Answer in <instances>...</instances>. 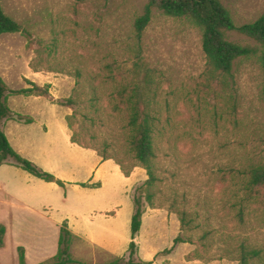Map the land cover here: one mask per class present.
Returning <instances> with one entry per match:
<instances>
[{"label":"rangeland","instance_id":"374dc122","mask_svg":"<svg viewBox=\"0 0 264 264\" xmlns=\"http://www.w3.org/2000/svg\"><path fill=\"white\" fill-rule=\"evenodd\" d=\"M1 1L23 27L0 42L8 77L16 78V68L21 76L38 72L52 102L37 117L49 123L53 155L44 166L28 159L68 182L98 184H81L76 193H69V183L57 187L50 212L86 227L90 221L106 225V213L116 221L115 237L87 229L94 243L76 238L72 256L90 264L128 261L134 198L142 195L136 260L240 264L241 247L247 245L261 251L258 263L264 264V185L247 189L251 168L264 166V75L259 61L238 59L229 86L222 89L207 72L202 33L190 20L155 10L138 36L135 20L147 0ZM221 1L239 23L264 11V0ZM229 37L249 41L234 32ZM140 48L157 89L149 96L158 123L153 167L158 179L148 190V170L130 149L129 110L117 96L137 76ZM64 117L76 139L113 157L133 177L113 175L110 165L101 166L96 156L72 144L70 131L55 125ZM78 201L92 203L82 216L70 209ZM178 236L184 242L175 243ZM7 250L8 264H17V252Z\"/></svg>","mask_w":264,"mask_h":264},{"label":"trees","instance_id":"16d2710c","mask_svg":"<svg viewBox=\"0 0 264 264\" xmlns=\"http://www.w3.org/2000/svg\"><path fill=\"white\" fill-rule=\"evenodd\" d=\"M155 10H160L164 14L190 20L202 33V47L207 59V72L211 77L217 79L222 89L229 86L230 78L234 76V65L241 58H256L263 70L264 75V11L255 19L246 23L236 21L232 11L228 9L221 0H147L144 12L135 20V30L139 37L143 35L144 30L150 24L154 17ZM21 23L9 15L3 8L0 0V36L5 33L22 32ZM236 33L249 41H237L229 37V33ZM252 41V42H250ZM142 48L137 54L135 62L136 78H132L130 87L123 84L117 90V96L121 102L126 104L129 110V126L131 129L130 149L134 159L142 164L149 173L145 188L148 190L157 181V175L154 170V162L158 157L155 144V133L158 128L156 116L152 113L150 104L151 98L149 92L155 88L153 74L151 69L143 61ZM117 78H113L115 81ZM32 86L29 88L10 90L6 81L1 75L0 67V165L13 164L23 168L34 176L47 182H56L63 186L65 183L55 174L39 167L32 160L22 156L11 145L6 133L2 129L4 119L13 118L15 115L8 105L7 93L11 91L16 94H37L47 97L48 92L43 90L34 82H29ZM40 91V92H39ZM264 97V80H263ZM235 108V105H233ZM19 119H25L32 122V118L23 115H17ZM73 142L84 147L85 145L76 139L72 134ZM91 148V147H90ZM105 159L113 158L100 153ZM118 162V161H117ZM121 166L122 164L118 162ZM123 172L130 176L131 172ZM86 186L85 183H82ZM264 185V166L252 167L247 180V189L253 191L255 187ZM152 193L147 194L149 202L152 203ZM134 213L131 219V242L129 245L130 258L123 262L122 258H116L108 264H152L153 261H138L135 256L137 253L136 238L141 231L144 217L145 202L142 195L134 198ZM6 228L0 226V247L4 243ZM77 237L70 230L67 222L61 226L59 249L57 254L47 262L40 264H90L84 260L76 259L70 253L73 241ZM184 242L181 236H178L175 243ZM261 251L255 247L242 245L239 259L240 264H259ZM122 261V262H121ZM19 264H28L26 260V250L23 246L19 247Z\"/></svg>","mask_w":264,"mask_h":264},{"label":"crops","instance_id":"0c3cea01","mask_svg":"<svg viewBox=\"0 0 264 264\" xmlns=\"http://www.w3.org/2000/svg\"><path fill=\"white\" fill-rule=\"evenodd\" d=\"M5 35L7 34L5 33L0 36V42L4 37H8ZM0 67L1 75L10 90L29 88L32 86L29 83L30 81L40 86H45V79L36 76L39 75L38 72L33 71L30 74L25 73L21 76L18 68H16V78L13 79L8 77V72L4 67L1 57ZM17 80L20 85L16 86L14 84H16ZM7 100L15 117L4 119L2 123L3 131L6 133L12 147L18 153L44 166L45 162L51 159L54 151L49 123L40 121L37 116H40L42 109L45 110L46 105L52 106L51 100L44 95L16 94L11 91L7 93ZM17 115L32 118L33 121L27 122L26 118L19 119ZM55 125L58 126L61 132L68 129L70 131L71 143L85 150L92 157L96 156L101 166L110 165L108 168L113 175L126 179L133 177V175L127 176L123 172L122 166L114 158L105 159L97 149L84 147L73 142L72 131L69 128L66 117L55 122ZM35 155L44 163H39L33 157ZM21 169L23 168L13 164L0 165V226L4 225L6 228L4 243L0 247V264L9 263V260L6 258L7 249L9 248L17 252V264H19L20 246H23L26 250L28 264H40L51 260L58 252L61 226L65 222L68 223L70 230L77 239L85 240L89 244L94 243L95 240L87 235V229L93 233L101 232L107 237H115L117 235L115 218L110 216L109 213L105 214L106 225L100 224L99 221H90L89 223L92 224L86 227L83 225L84 222L79 223L70 219L65 220V217L59 214L60 212L54 214L50 212L52 195L58 196L59 190L57 187L61 185L56 182H47L24 169L25 173L21 172ZM45 169L47 168L45 167ZM105 172H108V169ZM61 178L64 179V177ZM63 182L65 185L61 187H65L66 183L72 185L70 187L71 192L69 193L79 191V187L82 184L79 181L68 182L67 179H64ZM85 184L86 186L84 187L91 188L98 185L91 182ZM7 195L10 197L9 201L5 199ZM91 205V202L78 201L70 209L74 214L82 216V212L90 208ZM83 220L88 219L84 217Z\"/></svg>","mask_w":264,"mask_h":264}]
</instances>
